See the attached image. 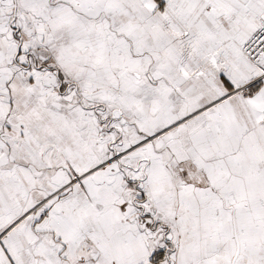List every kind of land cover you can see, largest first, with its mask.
Segmentation results:
<instances>
[{
	"label": "snow or ice",
	"instance_id": "snow-or-ice-1",
	"mask_svg": "<svg viewBox=\"0 0 264 264\" xmlns=\"http://www.w3.org/2000/svg\"><path fill=\"white\" fill-rule=\"evenodd\" d=\"M0 264H264V0H0Z\"/></svg>",
	"mask_w": 264,
	"mask_h": 264
}]
</instances>
